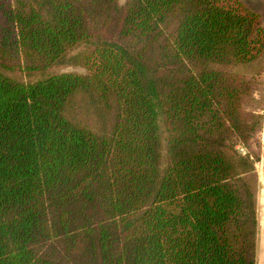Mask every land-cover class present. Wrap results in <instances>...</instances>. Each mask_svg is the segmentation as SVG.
<instances>
[{
  "label": "trees",
  "instance_id": "1",
  "mask_svg": "<svg viewBox=\"0 0 264 264\" xmlns=\"http://www.w3.org/2000/svg\"><path fill=\"white\" fill-rule=\"evenodd\" d=\"M263 50L238 0H0V264H256Z\"/></svg>",
  "mask_w": 264,
  "mask_h": 264
},
{
  "label": "rangeland",
  "instance_id": "2",
  "mask_svg": "<svg viewBox=\"0 0 264 264\" xmlns=\"http://www.w3.org/2000/svg\"><path fill=\"white\" fill-rule=\"evenodd\" d=\"M123 1L124 0H120V2H123ZM238 1L243 3L247 8L256 12L260 16V25L264 29V0H238ZM263 53H264V50L262 54ZM262 54L256 61L252 63L236 65L233 68V71L237 74H244V75L254 74L258 72V73H261V75L264 78V62L262 61L263 59L261 58ZM60 71H72V72L80 73L81 69L77 67H60L57 69H53L51 72H60ZM5 74L8 75L9 77H12L18 81L25 82V83L35 81L38 79L37 76L27 77L19 72H11V73L5 72ZM263 117H264V111H263ZM258 144L259 145L256 146L254 143H251L250 148L254 152H259L260 154V143Z\"/></svg>",
  "mask_w": 264,
  "mask_h": 264
},
{
  "label": "crops",
  "instance_id": "3",
  "mask_svg": "<svg viewBox=\"0 0 264 264\" xmlns=\"http://www.w3.org/2000/svg\"><path fill=\"white\" fill-rule=\"evenodd\" d=\"M261 58L264 62V53ZM259 143L260 158L255 165L257 175V183L255 185L257 208L256 264H264V122L259 135Z\"/></svg>",
  "mask_w": 264,
  "mask_h": 264
}]
</instances>
